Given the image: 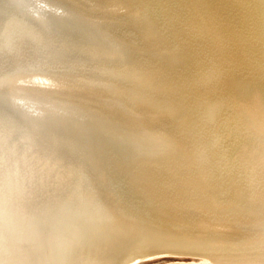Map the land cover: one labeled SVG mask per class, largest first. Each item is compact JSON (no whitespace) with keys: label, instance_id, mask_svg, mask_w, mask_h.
Masks as SVG:
<instances>
[{"label":"bare ground","instance_id":"6f19581e","mask_svg":"<svg viewBox=\"0 0 264 264\" xmlns=\"http://www.w3.org/2000/svg\"><path fill=\"white\" fill-rule=\"evenodd\" d=\"M84 2L0 0V264H264V0Z\"/></svg>","mask_w":264,"mask_h":264},{"label":"water","instance_id":"95a60500","mask_svg":"<svg viewBox=\"0 0 264 264\" xmlns=\"http://www.w3.org/2000/svg\"><path fill=\"white\" fill-rule=\"evenodd\" d=\"M61 1L63 3H66L68 5H72L75 6L81 10H85V11H92V13H97L100 16H104L107 12H109L110 10H104V9H100L97 7V4H93V5H88L85 4L84 0L82 1H77V0H58ZM87 6V7H86ZM127 8H122V10H125ZM23 72V73H22ZM17 73V75L21 74L18 78V80L15 81V84L20 86V87H26V88H31L33 90H40L39 93H48L49 95L51 94L52 97L55 98H63V97H70V94H68V91L66 89H74V90H81L80 87L82 88V90H92V88H95V86H91L89 85L86 86L84 84L78 83L79 81H75L76 84L74 82L71 81L69 75L67 78L64 77V73H61L59 71H53V70H44L43 69H38V70H24V71H18L15 72V74ZM35 75H41L44 78L41 77H37ZM63 77H58V76H62ZM57 76V77H55ZM16 79V78H15ZM64 80V81H63ZM66 85V86H65ZM86 86V87H85ZM79 88V89H78ZM107 89V88H105ZM105 89H97L99 91L104 92ZM36 90V91H37ZM107 92V91H105ZM46 95V94H45ZM59 96V97H58ZM72 97V96H71ZM108 95H105V100H108ZM64 99V98H63ZM105 100H103L105 102ZM103 102V103H104ZM101 104H97L96 107L99 108ZM97 110V109H96ZM176 257H191V255L185 254V255H180V254H173V253H160L157 255H154L153 257L150 258H146V259H142V260H138L135 261L132 264H140L143 261L146 260H151V259H158V260H166V259H170V258H176Z\"/></svg>","mask_w":264,"mask_h":264},{"label":"rangeland","instance_id":"374dc122","mask_svg":"<svg viewBox=\"0 0 264 264\" xmlns=\"http://www.w3.org/2000/svg\"><path fill=\"white\" fill-rule=\"evenodd\" d=\"M191 259L190 257L186 258V257H176V258H170V259ZM170 259H166V260H158V259H151V260H147V261H143L141 262L140 264H156V263H161V262H165L167 260H170Z\"/></svg>","mask_w":264,"mask_h":264}]
</instances>
